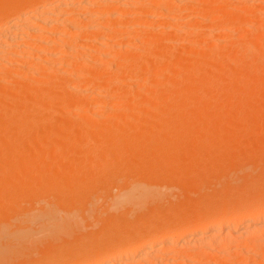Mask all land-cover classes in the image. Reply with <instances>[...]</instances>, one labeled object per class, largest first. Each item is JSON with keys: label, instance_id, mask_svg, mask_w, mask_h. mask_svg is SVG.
I'll use <instances>...</instances> for the list:
<instances>
[{"label": "bare ground", "instance_id": "6f19581e", "mask_svg": "<svg viewBox=\"0 0 264 264\" xmlns=\"http://www.w3.org/2000/svg\"><path fill=\"white\" fill-rule=\"evenodd\" d=\"M24 1L0 0V262L5 258V255L6 257L9 256H7V253L10 254L12 252L10 256H14V253L17 252V250H21V252H24L25 256L27 255V258L25 257L26 261L30 259H28V254L30 253L25 254L26 247L30 242L36 243L37 241H35L36 239L34 240V237L39 234L38 232L35 233L38 228H35L34 230V226L32 227L30 225L31 221H33L38 227L41 224L42 228H40V230H43L44 228V230L46 229L45 231H47V234L50 232L49 236H54L53 239L55 241L52 239L50 241L46 238L47 241H50L49 245L46 243L47 241L44 240L45 238L43 239V242L46 241L44 246L42 245V242H37L38 245L41 244L45 247H42V249L39 247L42 251H40L38 245L35 247V243L33 246L40 252L37 256L43 253L42 255L44 258H47L45 261L52 264L53 260H63L66 244L62 242L57 243L60 241V237L62 240L63 238L66 240L65 238H72L71 236L69 237V235H72L73 233V239L76 237L78 244H81L83 239H85L84 233L87 231L84 232L81 229L84 227L83 222H85L86 219L88 220L90 207L88 208L86 205V202H88L87 200L83 201L84 196L82 197V195L85 194H82L83 191L81 190L82 188H80L82 181L88 178L93 179L94 175H97V173L102 175V172H104L103 174L108 173L105 177L108 176L113 179V176L119 175L118 172L122 169L127 170L125 168L127 165L122 166L125 160L130 159L131 161L136 158L132 159L125 156V150L127 151L128 149L146 150L149 153V156H147L149 159L143 158L144 162L148 159L149 162L155 160L156 163H159V161L165 158L164 160H166L165 162L168 164H165L167 167L164 166L166 169L162 171L169 175V172L172 173V170L169 171L168 169L167 171L168 166L170 167V165L175 162L172 160H176V158L180 159L178 157L181 153L182 157L185 155L188 148V154L190 149L192 150L190 151V154L202 151L207 145L210 146L212 142L215 143V140L217 141L216 138L219 139V135L220 138L222 137V133H224L226 126V120H222L221 115L226 112L228 104H220V108L218 107L219 109L215 108L219 111L214 115L211 114V120H209L210 117L205 118L206 116H201L208 110L205 106L207 103H204L206 102L204 100L205 97L207 98V96H209V91L214 93L218 92L221 98H230L228 97L230 93L229 91L237 87L239 88L241 84H244L245 78L252 72L256 75L253 80L256 82H253L254 85H251L250 88L254 87V89H257L264 85V82H261L264 81V24L263 27L261 26L262 22L259 23L261 24L260 26H257L256 24L257 28L254 25V27H252V25L248 26L247 24L248 21L250 23L253 22L250 19L257 20L255 18L257 14L262 18L264 15L262 12L264 11L258 10L257 7L254 8L252 6L253 0L249 1L251 2V7L250 5H248L250 8L246 6L248 8H245L246 10L241 8V6L238 7L239 9L241 8V12L245 11L242 15H237L241 13L240 11L239 13H237V11L235 14L233 12L234 10L232 11L231 8L235 4H240L238 1L240 2L241 0H36L34 3H27V1ZM242 1H244L242 7L243 4L249 3L246 2L247 0ZM253 5L263 7L264 0H255ZM218 7L220 9H218ZM253 9L260 11L259 13L262 14L257 13L258 11L255 12ZM219 13L220 15L222 14V17L214 19V15H218ZM194 15L196 17L198 16L197 19L198 21L200 20L199 22H197L196 19V23L194 20H191V17H194ZM132 17L135 18L132 19ZM126 19L128 21H126ZM160 19L164 20L165 23L162 24L159 22ZM206 22L208 24H206ZM209 22L211 24H209ZM233 26L236 28L238 27V30L240 29L239 32L236 30V33L241 32V34H245L248 29L255 28L256 30H252L256 31V33L261 32V35L255 34L254 32L253 34L259 36L258 38H254L255 36L252 35L254 38H252L253 40L250 38L252 41L246 43L243 42L241 44L239 41V43L237 42L238 45L233 44L234 46L237 45L236 47H233L232 44L229 45L230 43H226L224 47H216L214 44V38H221V34L225 32V29H230ZM247 26L249 28H247ZM259 27L261 28L260 31H258V29H260ZM200 28H203L204 31ZM207 30L209 34H206ZM154 32L160 35H164L165 33L167 35L170 33L171 35V33H173L171 36L175 38H170L169 35V38L171 39L170 41H174L173 39L176 38L179 40L185 39V41L182 42V40H180L181 43L179 44L180 41L176 39L178 44L176 42H174V44L167 39V42L165 43H168L169 41L170 45L169 43L165 44L164 42L155 44L153 40ZM200 32L202 34L205 33L204 36H207L204 37L202 35L201 37H197ZM174 33L175 36H173ZM180 33L184 38H179ZM176 34L179 35V37H177ZM127 41L139 45L133 50L132 47L126 46L129 45L127 44ZM226 45H228L229 48ZM174 48H179L177 50L179 51L178 54L192 52L191 58L193 57L194 59L192 58L187 62L183 61L184 64L181 63L178 58L179 55H176L173 52ZM131 50H133L134 53H132L133 51L131 52ZM92 53L97 54L95 57L99 60L95 61L93 58V61L96 63H99L100 60H109V63L107 61L105 63L104 61V64L102 63L99 65V63L97 64L98 66L94 65L96 64L95 62H89L92 60V56H90V59H87L89 58V54L92 55ZM216 54L222 55L225 59L221 57L220 59L219 55ZM240 54L241 56L242 54H246L249 60L246 58V55L240 57ZM194 56H196V58L197 56H200L198 57L199 60ZM244 57L248 60L247 62L245 61V64H233V61H239V59L243 62L242 60L245 59ZM137 61H139V63H137ZM107 63L109 65H107ZM236 64L239 65L236 67L234 66ZM102 65L107 69L106 71L101 67ZM104 65L108 67L106 68ZM240 65L242 66L238 67ZM97 67H99L100 73H102L101 70H103V72L105 71L103 75H96L97 73H95V69L96 72H98ZM60 72L62 74L64 73V77L58 76L59 74L61 75ZM227 73L228 76L231 75V77H233L230 78L229 82L225 81L227 84L224 82L223 85H225L220 87L219 82L220 80H224V77L222 76L227 75ZM133 75L136 77L135 79L138 78L140 80H136L135 82L128 81L130 83H127L126 85L122 83L125 88L131 87L126 89V91L125 89H119L121 86L119 81L127 82V78L129 76L131 78ZM65 77H68V80L65 79ZM161 78H169L170 81L169 85H167L168 90L165 89L166 87L164 86L168 82L163 81V83H165L162 85L165 87L163 91L166 93L167 90L168 93L162 98L160 97L161 94L159 96L154 95L156 94L154 93L156 87L158 88V86H160L161 88ZM249 80L245 81L248 82ZM249 82L250 84L252 83L251 81ZM135 83H138V87L134 85L127 86ZM244 86L246 85L244 84ZM206 88H211L212 90L210 89L208 95L204 96L202 93L206 91ZM238 88L236 90H239ZM250 88L248 89L250 90ZM112 89L114 90L113 92H115V95H113ZM261 89L263 90V88ZM122 90L124 92H122ZM135 90H138V92ZM233 92L235 91L233 90ZM147 93H152L151 95H154L152 96V99L149 97L150 94L147 95ZM247 93H245V95ZM103 94L106 96L108 95V100L104 99L106 96L103 98L105 101H103L102 98H99ZM242 95L244 96V93ZM230 96L232 99L233 96ZM216 97L218 96L216 95ZM173 99H179L178 101L182 99V102L174 100L172 105L171 101ZM137 100L143 103L137 105L139 103L137 102L136 104ZM118 101L120 106L115 107L116 104L114 103H118ZM168 101L170 102V105ZM249 102L251 103V101ZM73 104L77 105L79 109L77 110L78 107H75ZM70 105H73L72 109H70ZM74 107L77 110V112L75 110L76 113L71 112ZM107 108L108 110L116 109V112H114L115 114L112 111L109 112L113 114H108L109 112H107ZM247 109L248 107H246V110ZM250 109H252V107ZM79 110L81 114L83 113L81 117L79 115L80 113L78 114L79 117H77L78 115H74L77 114ZM118 111H120V113H118ZM145 113L154 117L151 125H149L150 127L146 128L145 132L141 130L138 131V128H136V131L132 130L133 132H130L129 130L131 129H128L127 125L133 124L132 118L136 119ZM93 115L99 117L94 118ZM260 116H262V114H260ZM74 117L75 121L73 120ZM76 117L80 119H77ZM81 118L84 119L86 127H84V124L82 126ZM78 120L80 123H78ZM129 120L131 121L130 123ZM84 121L82 123H84ZM262 122L260 125H262ZM133 127L135 129L134 125ZM141 127L142 126L140 125L139 128ZM255 130H258V128ZM66 131H68L69 134ZM258 133H260V131ZM256 136L257 135L255 134V137ZM223 144H226V142H223ZM228 144H230V142ZM195 147L198 149H195ZM2 157H7L8 159L4 160ZM160 157L161 160L158 159ZM123 158L124 160H122ZM246 158L251 159V156ZM43 159H47V161L49 159L51 161L60 160V162L65 161V163L56 166L54 164L55 162H52V164H48L47 162L43 163ZM249 159H247V161ZM68 160H73V163H68ZM119 161H121V167ZM130 161L126 160V163L129 162L130 165ZM137 162H135L137 165L141 163V161ZM248 162H250V160ZM145 163L144 165L146 166L148 164L150 166L154 164L153 162L150 164L148 161ZM163 164H159L160 169H162L161 167ZM174 164L177 165L178 163ZM183 166L188 167L189 165L186 164ZM183 166L181 165V167ZM198 166L199 165L195 167L198 168ZM224 166L226 165L224 164ZM118 167L119 169L117 170ZM144 167L145 166H143V168ZM195 167L193 166V170ZM43 168L45 170H49L48 168H50L54 172V175L51 173L53 177H47V173L46 178L42 176L44 179H41L39 173ZM153 168L154 165L148 171H146L147 169L145 170V168L143 169L144 172H142V174L146 173V180H141V182L138 183L135 178V184L132 183V185L128 184V186H122L123 188L121 187L122 189L120 188L121 190H118L121 192L113 200L114 202L112 201L113 204H111V207L109 206V210L114 214H124V212L126 213L128 211L126 213L128 216L129 211L132 210L131 213H133V217H131L130 214L131 218H127L125 221H120L122 224L125 222L128 226L132 227L136 224H140V221L144 220V218L139 216L135 219V214L139 211L144 212L147 208L146 205L149 202L153 203L154 199H156L153 190V182L157 179L158 175H156V172L159 169L156 171V168ZM128 169H130V167ZM186 169V171H183L185 169L181 170L179 166L178 170L181 172L177 174L175 173L177 179L181 176L182 172H185L183 174H186L187 176L188 168ZM208 170L209 169H207V171ZM228 170L231 171L230 169ZM135 171L137 172L138 170ZM254 171L257 172V168ZM164 172H162V174ZM189 172L192 173L193 171H188V174L191 175ZM231 172L233 173L234 171ZM239 172L240 171H238V173ZM45 173L42 172L41 175H46ZM139 173L141 174V170ZM246 173V178L245 176V179L242 178L244 182L242 180L239 184L245 183V180L248 177V173ZM75 174L78 175L75 176ZM111 174L113 176H109ZM152 174L156 177H152L154 180L151 181ZM160 174L161 173L159 172V175ZM173 174L174 172L172 173V176ZM178 174L180 176H178ZM237 174L235 173L236 176ZM250 174L252 176L254 175L252 170L249 175ZM258 174L256 176H258ZM142 176L145 177V175ZM166 176L162 175V177ZM183 176L181 177L183 178ZM256 176H254V178ZM96 177H94V179H96ZM162 177L160 176V179H166ZM181 177L180 179L182 181ZM249 178H251V176ZM222 181H224L223 178ZM126 183L127 182H125V184ZM237 183L238 180L233 185H236ZM220 184L222 183L220 182ZM208 188L209 187L207 186V189ZM163 189L168 190L167 188ZM232 189H234V187ZM198 191L199 190H197L196 193ZM101 192H103V190ZM158 192L160 193L159 190ZM263 192L257 194L259 195ZM167 193L169 194V192ZM209 193L210 192H208V194ZM52 195H55L56 199H58V205L64 203V205L66 204L73 208H68L66 210V217H64L65 214L58 216V213L54 211L56 208L51 206V209H47L48 207L45 208L44 204H42V201L48 200L50 197L52 200L56 201L55 197ZM198 196L199 193L197 194V198ZM252 196H254L253 199H255V194ZM39 197L44 199L41 201L42 203H39V208H42L34 209L36 207L34 206L32 210L33 204L30 205L29 203L36 202ZM186 198H188V196ZM183 199L182 201L185 200ZM193 199L195 200V197ZM193 199L191 200L193 201ZM188 200L189 198L187 201ZM169 202L170 201H168V204ZM175 203L177 205L178 202ZM28 204L30 207L32 206L31 209L28 207ZM109 204L110 202H108V205ZM150 204L149 206H152V204ZM58 205L56 207H59ZM94 205L96 206L95 202ZM176 205H174V207ZM181 206L182 205H180V208ZM128 207H130V210L127 209ZM156 207L154 208L155 210H157ZM107 209L108 208H106V210ZM151 209L153 208L149 207V210L147 208L149 212H145L147 214L152 213V211H150ZM167 210L165 209L161 212H166ZM135 211L137 212L135 213ZM146 213H144V215ZM178 213L179 212L176 214ZM158 214L159 213H157V215ZM203 214L199 218L200 220L204 217ZM209 214L207 217L208 220L211 219L209 224H207L208 220L202 222L205 221L204 219L195 227L193 226L194 229L193 227L191 228L190 224L184 225V223L189 221L188 219L183 221V224L181 225L177 223V221L180 223L183 216L181 217L182 219L176 221L169 215L172 219V226L170 225L171 223H169V228L166 226V230L164 229L165 223L167 222H163L162 225L164 227L162 225L161 227L160 225H153L154 223L150 225L149 221L148 226H146V228L142 227L141 230V225H147V220L145 219L146 222L144 221L145 223L143 222V224H140L139 226L140 230L139 227H137L138 233L131 232L128 234H116V236H121L128 241L124 246L120 244L122 246L121 248L107 245V252H105V255L103 254L104 252H102L103 250H101V252L97 251V253L91 252L92 255L89 251V254H84V256L88 255L87 257L85 256L86 258L82 255L83 249L78 248L77 250L73 249V255H75L76 258H79L82 255L83 260L91 257L87 261L84 260L85 262L81 259L83 263H80L81 260L77 259L79 264H264V196L259 197L253 205L246 209H241V207L233 205L232 208L220 211L221 215L217 218L214 217L215 219H212L213 216L212 218H209ZM94 217L97 219L98 216ZM179 217L174 219H178ZM194 217H196V215L192 218ZM109 219L110 218H108V221ZM148 219L150 220L152 218L149 217ZM195 220L197 222V219ZM18 221L21 222V224L18 223ZM113 222L114 220L112 223ZM13 223L18 227H15ZM175 223H177V229L170 230V227L173 229L175 228ZM205 223L207 225H205ZM9 224H12L10 227H15V229L8 228ZM182 225L183 227H181ZM187 225L190 226L191 229L189 228L185 230V228L188 227ZM84 228L87 229L88 227L86 228L85 225ZM167 229H169V231ZM135 231H137V229H135ZM76 234L78 238L75 236ZM56 239L59 240L56 242ZM53 242L55 243L53 244ZM23 247H25V250H23ZM15 249L16 251L13 253ZM27 249V251H29L28 247ZM152 252L156 253L152 254ZM106 253L108 255H106ZM95 254H98V256H95ZM151 254L153 255L151 256L152 258L149 257ZM99 255H102V257L100 258ZM17 256L18 259L17 257L15 259V256L12 257L15 259L14 262L16 263L20 258L19 256H22L20 259L24 258L22 253L21 255L19 253ZM43 256L39 257L41 258ZM94 256L97 257V259H95ZM12 258L10 257V259ZM13 259L11 260V263H13ZM4 260L7 261L5 263L10 262L9 259ZM29 262L30 260L27 264ZM31 262L34 261L31 260ZM63 264L66 263L63 261ZM71 264H73V262Z\"/></svg>", "mask_w": 264, "mask_h": 264}, {"label": "rangeland", "instance_id": "374dc122", "mask_svg": "<svg viewBox=\"0 0 264 264\" xmlns=\"http://www.w3.org/2000/svg\"><path fill=\"white\" fill-rule=\"evenodd\" d=\"M21 1H24V0H21ZM27 1V3H34L36 0H26ZM26 1H24V2H26ZM242 1V0H241ZM239 2L238 1V3H240V4H235V1H234V4L235 5H233L231 8H232V11L236 14V12L237 13H239V11L241 12V8H243L244 10H246V9H248L247 7H249L248 5H250L251 4V2H249V1H252V0H247L246 2L248 3V4H243V7H242V3L244 2V1H242V2ZM254 1L255 0H253V2H252V6L255 8V7H257L258 8V10H261V11H264V6L263 7H258V5H253V3H254ZM196 2V1H195ZM237 2V1H236ZM188 5H190V4H188ZM262 5V4H261ZM241 6V8L239 9L238 7H240ZM247 6V7H246ZM220 7V6H219ZM218 7V9H220ZM250 7H251V5H250ZM249 7V8H250ZM246 8V9H245ZM260 8V9H259ZM255 12H257L258 10H255V9H253ZM245 11H242L240 14H237V15H242V13H244ZM260 11H258L257 13H259ZM263 14H264V12H262ZM262 13H259V14H262ZM258 15V14H257ZM255 16V18L257 19V20H255V19H250L251 21H253V22H247V24H248V26L250 25H252V27H256L257 28V26H260L261 24H259L260 22H262V27H263V24H264V15H263V17L262 18H260V16L258 15V16ZM194 17H196L195 15H194ZM193 16L191 17V18H189V19H191V20H194L195 21V19H196V21L197 22H199L198 21V16L196 17V18H194ZM219 17H222V14L220 15V13L217 15H214V19L215 18H219ZM135 18V17H134ZM133 17H132V19H134ZM130 19V18H129ZM213 20V19H212ZM261 20V21H260ZM126 21H128L127 19H126ZM193 21V22H194ZM196 21H195V23H196ZM258 21V22H257ZM159 22H161L162 24H164L165 23V21L164 20H161L160 19V21ZM206 24H208L207 22H206ZM209 24H211L210 22H209ZM246 24V25H247ZM256 24H257V26H256ZM254 25V26H253ZM206 26V25H205ZM207 26H209V25H207ZM247 26V28H249ZM238 28V27H237ZM235 26H233V27H231L230 29L228 28V29H225V32L224 33H222L221 34V38H217V37H215L214 38V44H215V46L217 47H219V46H222V47H224V45L226 44V43H230L229 45H233V44H237V42L239 43V41H240V44L241 43H246V42H248V41H252L254 38H258L259 36H256L255 34H259V35H261L260 33L261 32H259V33H256V31H254V30H252V29H255V28H250V30L248 29V31L247 32H245V34L244 33H242L241 34V32L240 33H236V30H238ZM260 28V27H259ZM264 28V27H263ZM201 30L203 29V28H200ZM199 29V30H200ZM204 29H205V27H204ZM204 29H203V31H204ZM207 29V28H206ZM200 30V31H201ZM230 31V32H228V31ZM233 30V31H232ZM256 30V29H255ZM261 30V28L260 29H258V31H260ZM240 31V29L238 30V32ZM250 31H252V32H250ZM257 31V32H258ZM263 31V30H262ZM206 32V31H205ZM207 32H208V30H207ZM206 32V34H209V32L207 33ZM233 32H235V33H233ZM255 32V34H253ZM155 33V34H154ZM153 33V35H154V43L156 44H160V43H162V42H167V39H169V41L171 40L170 38L172 37L171 35L173 34V33H171V35H170V33H168V35L165 33L164 35L163 34H156V32H154ZM201 33V32H200ZM200 33H199V36H197V37H201L202 35L204 36V34H202L201 33V35H200ZM227 33H229V34H227ZM227 34V35H226ZM165 35H167V36H165ZM169 35H170V38H169ZM179 35H180V37H179ZM179 35H177L176 34V36L177 37H179V38H184L183 37V35H181V33L179 34ZM255 36L254 38H253V36ZM173 36H175V33H174V35ZM207 36V35H206ZM206 36H204V37H206ZM234 38H233V37ZM172 38H175V37H172ZM244 38V39H243ZM249 38V39H248ZM252 40H251V39ZM178 41H180V40H182V42L183 41H185V39L183 40V39H178V38H176ZM176 39H173L174 41H170V42H176L177 43V40ZM240 39V40H239ZM217 40V41H216ZM169 41H168V43H169ZM168 43H165V44H168ZM181 43V41L179 42V44ZM127 44H129V45H126L127 47L128 46H130V47H132L133 48V50H134V48L136 47H138V45L139 44H134V43H131V42H128L127 41ZM175 44V43H174ZM178 44V43H177ZM135 45V46H134ZM169 45H170V43H169ZM238 45V44H237ZM236 45V46H237ZM227 47H228V45H226ZM225 46V47H226ZM236 46H234L233 45V47H236ZM180 47V46H179ZM132 48H130V49H132ZM176 48V47H175ZM174 48V50H173V52H174V54H176V55H179V59H180V62L181 63H183L184 64V62L183 61H185V62H187L188 60H191L192 58H191V56H192V52H187V53H184V54H178L179 53V51H177L178 49H175ZM182 48V47H181ZM180 48V49H181ZM229 48V47H228ZM231 48H232V46H231ZM139 49V48H138ZM137 49V50H138ZM133 50H131V52L133 51ZM130 51V50H129ZM135 52H136V49H135ZM132 53H134V51L132 52ZM216 55H219V54H216ZM244 55H246V54H242V56H241V54L239 55L240 57H243ZM90 56H92V58L90 57ZM94 56V57H93ZM95 56H97V54H95V53H92V55H90L89 54V58H87V59H92V60H88L89 62H95V61H98L99 59L98 58H96ZM239 56H237V57H239ZM195 58H196V56H194ZM198 57H200V56H197V60H199V58ZM216 57V56H215ZM223 58L222 57V55H219V58ZM237 57H236V59H237ZM93 58L95 59V61H93ZM220 58V59H221ZM245 58V57H244ZM246 58L248 59V57H247V55H246ZM243 59L242 61L243 62H241L240 60L241 59H239V61H233V64H235V63H244L245 64V61L247 62L248 60L247 59ZM187 59V60H186ZM194 59V58H193ZM218 59V58H217ZM223 59H225V58H223ZM219 60V59H218ZM104 61L105 60H100V64L99 63H96V64H94V65H97V64H99V65H101L102 63L104 64ZM107 61V60H106ZM106 61H105V63H106ZM108 63H109V60L107 61ZM107 63V65H109ZM137 63H139V61H137ZM160 63H162V62H160ZM163 64V63H162ZM243 64V65H244ZM237 65H239V64H236V65H234V66H236L237 67ZM98 66V65H97ZM105 66V65H104ZM242 65H240V66H238V67H241ZM96 67V66H95ZM100 67V66H99ZM99 67H97L98 69H97V71L99 72L100 71V69H99ZM105 71L107 70V69H105L104 67H103V65L101 66ZM106 67V66H105ZM108 67V66H107ZM106 67V68H107ZM158 67V66H157ZM235 67V68H236ZM101 68V69H102ZM104 71V72H105ZM98 72H96V69H95V73H97L96 75H103L104 74V72H103V70H101V72L102 73H100L99 72V74H98ZM251 72V71H250ZM59 73V72H58ZM61 73V72H60ZM64 74V73H63ZM62 73H61V75L59 74L58 76H60V77H64V75H63ZM231 74V73H230ZM248 74V73H247ZM63 75V76H62ZM66 76V75H65ZM230 76V77H229ZM228 76V73H227V75H223L222 77H224V80H220V82H219V86L220 87H222V86H224L225 84H227L226 82H229L230 81V78H232L231 77V75H229ZM251 76V77H250ZM255 76L256 75H254V73L252 72V73H250V74H248V77H246L245 78V80L247 81V80H249V79H252V80H249V81H251L252 83L254 82H256V81H253L254 79H255ZM229 77V78H228ZM250 77V78H249ZM68 78V77H67ZM66 77H65V79H67ZM130 78V76L126 79L127 80V82H120L119 81V83L121 84V86H123V87H121L120 86V88L119 89H125V91H126V89H129V88H131V87H124V85H126L127 83H130V82H128V81H136V80H140V79H135L136 77H134V75L133 76H131V78H133V79H129ZM162 80L160 81V83H161V88H160V86H158V88L156 87V91H154V93H156V94H154L155 96H159L160 94V97L162 98V97H165L166 96V93H168V89H167V85H169V78H161ZM165 79H166V81H165ZM68 80V79H67ZM244 80V84L246 85V86H244V84H241L240 86H239V90H236L237 88H235V89H232V90H230L229 92V96L228 97H230V98H228V99H226V98H221L220 96H219V94H218V92H210L209 90L211 89H208V88H206V91H207V93H206V91H204L202 94H204V96H206V95H208V91H209V96H207V98L205 97V100L204 101H206V102H204V103H207V104H205V106L208 108V110L206 111V109H205V113L203 114V115H201L202 117H205V118H209L210 117V115L212 114V115H214V114H216L219 110H216L218 107H219V105L220 104H228L227 105V110H226V112H224L223 113V115L225 116H223V115H221V118H222V120H226L225 121V123H226V126H225V130H224V133H222L223 135H222V137L220 138V135L218 136L219 137V139L218 138H216L217 139V141L215 140V143H213L212 142V144H210V146L209 145H207L205 148H203L204 150H202V151H199V152H201V153H199L198 151V154H197V152H193V154L191 153L190 154V151H192L191 149L189 150V154L191 155H189L188 154V149L186 150V153H185V155H183L182 157H181V155H182V153L180 154V156L178 157V158H180V159H177L176 158V160H172V161H175V162H173L172 164L171 163H169V164H171L170 165V167L168 166V168H167V171H168V169H169V171H171L172 170V173L174 172V174L176 173H180L181 171L180 170H178L179 169V166H180V169L181 170H183V169H185V170H183V171H186L187 169L186 168H188V171H193L192 173L191 172H189L191 175H189L188 174V171H187V176H186V174L184 175L183 173H185V172H182V174L184 175H182L181 174V176H183V178L178 174V176H180L181 178H182V181H181V179H180V177L177 179V175L175 174H173V176H172V173L171 172H169L170 174H171V177H170V174L168 175V174H166L164 171H162V170H164V169H166L165 167H167V166H165V164H166V160H161V157L160 158H158V159H160L161 161H159V163H158V165H157V163L155 162V160L153 161L152 160V162L154 163V164H152V162H149V158L147 157V156H149L148 154V152L146 151V150H134V149H128L127 151L125 150V152H126V157L127 158H135L134 160H131L130 161V159H126L127 161H130V165H129V162H127L126 163V160H125V162L123 163V165L120 163L121 161H119V163H120V167H121V165L122 166H126L125 168L127 169V170H125V169H122L120 172H118V174L119 175H115V176H113L114 175V173H113V175L111 174V175H109V176H113L112 178L113 179H111L110 177H105V175H108V173H106V174H103L104 172H102L101 174L102 175H100V173L98 174L97 173V175L95 174L94 175V177H96V179H94V177H93V179H86V180H84V181H82V183L80 184V188H82L81 190L83 191L82 192V194H85V195H82V197L84 198L83 199V201H85V200H87L88 202H86V205L88 206V208L90 207V209H89V216H88V220L86 219V221L85 222H83V226L85 227V225H86V228L88 229H85L84 227L81 229V230H83L84 232H86V233H84V236H85V239H83V242L81 243V244H78L77 243V240H76V237H74V239H73V233H72V235H69V237L71 236L72 238H65L66 240H67V243H66V240H64V238H63V240H64V242H63V240L61 239V237L60 236H58V237H60V241H58L57 242V240H59V239H56V242L57 243H65L66 245H65V252H64V256H63V260H59V261H55V260H53L52 262V264H63V261H64V263H68V261H69V263L68 264H71L72 262H73V264H76V263H78L79 264V261L77 260V259H79V260H81L83 257H85L84 256V254H89V251H90V254L92 255V253L91 252H95V253H97V251H100L101 252V250H103L102 252H104L103 254L105 255V252H107L106 251V248H107V245H111V246H115V247H118V248H121L122 246L120 245V244H122L123 246L124 245H126V242L128 243V241L126 240V239H123L121 236H116V234H118V233H121V234H128V233H131V232H137L138 233V228L137 227H139L140 226V224H143V222L145 221L146 222V220H147V225H145V226H143V225H141L140 227H141V230H142V227L143 228H146V226H148V221L150 222V225H152L153 223V225H162L163 224V222L165 223V222H167L168 223V225H167V223H165V229L164 230H166V226H167V228H169V223H171L170 225L172 226V219L171 218H173V220H180V219H185V220H180V223L177 221V223L178 224H183L182 222L183 221H186L187 219L189 220V221H187V223H184V225H186V224H190V226H191V228L194 226H196L198 223H200L202 220H204L205 219V221H202V222H206V220H208V214L209 213H211V214H209V218H212V216H213V218L212 219H215V218H217V217H219V215H221L220 214V211H222L223 209H229V208H232L233 207V205L234 206H239V207H241V209H246L247 207H249V206H251V205H253L254 204V202L257 200V199H259V197H261V196H264L263 194H264V192H263V190H264V85L263 86H261V87H259V88H257V87H255V88H257V89H254V87H251L250 88V86L252 85H254V83L252 84H250V82L248 81V82H246ZM124 81V80H123ZM163 81L164 82H168V83H166V85H164V86H162L163 84H165V83H163ZM221 81H223V82H221ZM226 81V82H225ZM140 82V81H139ZM138 82V83H139ZM225 82V84L223 85V83ZM261 82H264V81H261ZM124 85H123V84ZM138 83L135 85V84H129V85H127V86H132V85H134V86H136V87H138ZM248 83V84H247ZM222 84V85H221ZM260 84V83H259ZM262 85V84H261ZM118 86V85H117ZM248 86V87H247ZM119 87V86H118ZM117 87V88H118ZM163 87V88H162ZM164 88L165 89H167L166 90V93H165V91H163L164 90ZM242 90H241V89ZM244 88V89H243ZM248 88H250V90H253V91H250ZM261 88H263V90L261 89ZM115 89V88H114ZM162 89V90H161ZM208 89V90H207ZM116 90V89H115ZM212 90V89H211ZM233 90L235 91V92H233ZM255 90V91H254ZM262 90V91H261ZM114 90L112 89V92H113ZM136 92H138V90H135ZM163 91V92H162ZM214 91V90H213ZM257 91H261V92H257ZM111 92V93H112ZM122 92H124L123 90H122ZM244 93V96L242 95L243 93ZM248 92V93H247ZM214 93V94H213ZM245 93H247L246 95H245ZM255 93H256V96L257 95H259V96H255ZM261 93H263V94H261ZM138 94V93H137ZM150 94V95H149ZM152 93H147V95H149V97H150V99H152V96H154V95H151ZM249 94V95H248ZM112 95V94H111ZM113 95H115V92H113ZM112 95V96H113ZM146 95V96H147ZM162 95H164V96H162ZM215 95V96H214ZM216 95L218 96V97H216ZM230 95H232L233 96V98L231 99V96ZM241 96V98H240V96ZM104 96H106L105 94H103V95H101V97H99V98H102V100L103 101H105V100H108V95L104 98ZM236 96V97H235ZM109 97H111V96H109ZM149 97H147V98H149ZM255 97V98H254ZM105 100H104V99ZM154 98V97H153ZM244 98V99H243ZM248 98H249V100H248ZM257 98V99H256ZM140 99V98H139ZM224 99V100H223ZM247 99V100H246ZM252 99V100H251ZM101 100V99H100ZM141 100V99H140ZM174 100L176 101H178L179 99H173L172 101L171 100H169V101H171L172 102V105H173V102H174ZM168 101V103H169V105H170V102ZM249 101H251V103L249 102ZM252 101H253V103H252ZM114 102H117V101H114ZM137 102H139L138 100L136 101V104H137ZM178 102H182V99L180 100V101H178ZM177 102V103H178ZM135 103V102H134ZM140 103H143V102H139L137 105H140ZM176 103V104H177ZM260 103V104H259ZM114 104H118L117 106L115 105V107H119L120 105H119V101H118V103H114ZM213 104V105H212ZM253 104V105H252ZM74 105V104H73ZM72 105V106H73ZM175 105V104H174ZM211 107H210V106ZM217 105V106H216ZM234 105V106H233ZM237 105V106H236ZM251 105V106H250ZM72 106L70 105V109H72ZM75 107H78L77 105H74ZM134 106H136V105H134ZM142 106H143V104H142ZM215 106V107H214ZM230 108H229V107ZM236 106V107H235ZM240 106V107H239ZM262 106V107H261ZM74 107V108H75ZM209 107H210V109H209ZM213 107V108H212ZM235 107V108H234ZM246 107H248V109L246 110ZM252 107V109H250ZM259 107V108H258ZM73 108V111L71 110V112H75V110H76V108L74 109ZM216 108V109H215ZM220 108V107H219ZM218 108V109H219ZM229 108V109H228ZM236 108H237V111H236ZM257 108V109H256ZM262 108H263V110H262ZM79 109V107L77 108V110ZM112 109V108H111ZM261 109V110H260ZM69 110V109H68ZM77 110H76V112H77ZM107 110H108V108H107ZM114 110V111H113ZM113 110H108L107 112H109V111H112L113 113L114 112H116L115 110L116 109H113ZM240 112H239V111ZM247 112H246V111ZM260 110V111H259ZM75 112V113H76ZM122 112V111H121ZM124 112V111H123ZM125 112H127V111H125ZM246 112V113H245ZM249 112V113H248ZM80 113V110H79V112L77 113V114H74V115H78ZM98 113H100V112H98ZM98 113H97V115H98ZM113 113H111V112H109L108 114H113ZM118 113H120V111H118ZM228 113V114H227ZM234 113V114H233ZM240 113V114H239ZM242 113V114H241ZM244 113V114H243ZM254 113V114H253ZM71 114V113H70ZM83 114V113H82ZM82 114L80 113L79 115H80V117L82 116ZM100 114H102V113H100ZM115 114V113H114ZM252 114H253V116H252ZM260 114H262V116H260ZM73 115V114H72ZM79 115L77 116V117H79ZM147 115V116H146ZM208 115V116H207ZM239 115V116H238ZM71 116V115H70ZM101 116V115H100ZM235 118H234V117ZM258 118H257V117ZM73 117V116H72ZM71 117V118H72ZM76 117V118H77ZM93 117L94 118H98V117H95V115H93ZM217 117H218V115H217ZM220 117V116H219ZM251 117V118H250ZM231 118V119H230ZM236 118H238V119H236ZM246 118H248V119H246ZM75 119V117L73 118V120ZM77 119H80V118H77ZM76 119V120H77ZM82 119V121H81V124H82V126H83V124H84V127H86V123H85V121H84V119L83 118H81ZM129 119V118H128ZM133 119V120H132ZM131 120H132V125H130V124H128L127 125V127H128V129H131V130H129L130 132H133V131H136V128H138L137 130L138 131H143V132H145V130H146V128H148V127H150L149 125H151V122L153 121V119H154V117L151 115L150 116V114H148V113H145V114H142L140 117H138V118H132ZM144 119V120H143ZM230 119V120H229ZM251 119V120H250ZM254 119H255V121H254ZM206 120V119H205ZM209 120H211V117L209 118ZM221 120V119H220ZM234 120H235V122H237V123H235L234 122ZM237 120V121H236ZM75 121V120H74ZM84 121V123H82ZM258 121V122H257ZM263 121V122H262ZM131 121L129 120V123H130ZM261 122H262V125H260L261 124ZM78 123H80V121L78 120ZM142 123V124H141ZM258 123V124H257ZM146 124H148V125H146ZM133 125L135 126V129H134V127H133ZM140 125L142 126L141 128H139L140 127ZM259 125V126H258ZM130 126V127H129ZM229 126V127H228ZM257 126V127H256ZM261 126V127H260ZM131 127H133V128H131ZM254 127H256V128H254ZM258 128V130H255V129H257ZM144 129V130H143ZM249 129H251V130H249ZM260 129V130H259ZM262 129V130H261ZM133 130V131H132ZM240 130V131H239ZM256 132H255V131ZM69 131V130H68ZM66 131L68 134H69V132H71V131ZM223 131V130H222ZM250 131V132H249ZM260 131V133H258V132ZM232 133V134H231ZM249 133V134H248ZM253 133V134H252ZM231 136H230V135ZM251 134V135H250ZM255 134L257 135L256 137H255ZM234 135V136H233ZM248 135V136H247ZM253 135H254V137H253ZM222 139H224V140H226V141H224V140H222ZM228 139V140H227ZM248 139H249V141H248ZM221 141V143H220V141ZM246 140V141H245ZM256 140V141H255ZM225 143L226 142V144H223V142ZM237 141V142H236ZM230 142V144H228ZM247 142V143H246ZM221 144V145H220ZM223 144V145H222ZM233 144V145H232ZM248 144V145H247ZM250 144V145H249ZM230 145V146H229ZM245 145V146H244ZM232 146V147H231ZM224 149H223V148ZM247 147H248V149H247ZM194 148V147H193ZM192 148V149H193ZM197 147H195V149H196ZM227 148V149H226ZM198 149V148H197ZM230 151H229V150ZM233 149H234V151H233ZM236 149H237V151H236ZM200 150V149H199ZM211 150V151H210ZM219 150V151H218ZM227 150V151H226ZM243 150V151H242ZM263 150V151H262ZM205 151V152H204ZM240 151V152H239ZM262 151V152H261ZM147 152V153H146ZM217 152V153H216ZM236 152V153H235ZM238 152V153H237ZM144 153H145V156H144ZM220 153V154H219ZM234 153V154H233ZM259 153V154H258ZM184 154V153H183ZM257 156H256V155ZM238 155V156H237ZM250 157L251 156V159H249V158H246V157ZM142 157V158H141ZM4 160H6V159H8L7 157L5 158V157H2ZM145 158H148V159H146V161L145 162H147L148 161V163H150V164H152L151 166L149 165V167H148V165L146 166V165H144V159ZM241 158V159H240ZM246 158V159H245ZM255 158V159H254ZM1 159V158H0ZM136 159H138V160H136ZM139 159H141V160H139ZM158 159H157V161H158ZM182 159V160H181ZM212 159V160H211ZM216 159V160H215ZM245 159V160H244ZM247 159H249L250 160V162H248L247 161ZM50 160V159H49ZM49 160L47 161V159H43L42 160V162L43 163H45V162H47L48 164H52V162H55L54 164L57 166L58 164H64L65 163V161L63 162V161H61L60 162V160H56V161H51L50 160V162H49ZM122 160H124V158L122 159ZM136 160V161H135ZM211 160V161H210ZM231 160V161H230ZM233 160H236V161H233ZM2 161V160H1ZM58 161V162H57ZM72 161V162H71ZM137 162V161H141V163L140 164H143V165H137V163H139V162H137V163H135V162ZM151 161V160H150ZM163 161V162H162ZM230 161V162H229ZM63 162V163H62ZM68 163L70 162V163H73V160H68L67 161ZM143 162V163H142ZM165 162V163H164ZM179 162H180V165H179ZM187 162V163H186ZM234 164H232V163ZM245 162V163H244ZM163 164V166L161 167L162 169H160V165L159 164ZM174 163H178L177 165H175ZM193 163V164H192ZM206 163V164H205ZM226 165V166H224V164ZM244 163V164H243ZM125 164V165H124ZM135 164H136V166H135ZM145 164H147V163H145ZM168 164V163H167ZM166 164V165H167ZM173 164H174V166H173ZM189 165L188 167L186 166H183V165ZM195 164V165H194ZM201 164V165H200ZM215 164V165H214ZM219 164H221V165H219ZM237 164V165H236ZM129 165V166H128ZM134 165V166H133ZM153 165H154V168L153 169H155L156 171L158 170L161 174L159 175V172L157 171L156 173V175H158L159 176V179H160V176L162 177V175L163 176H166V177H162V178H166V179H158V176H157V179H155V181L153 182V190H154V192H155V196H156V199H154V201H153V203H151V202H149L147 205H146V207L148 208V210H149V207H151V208H153V209H151L150 211H152V213H149V214H147L149 211L147 210V208H146V210H144V212L143 211H139V212H137V211H135V213L137 212V214H135V219H137L139 216H141V217H143L144 218V220H141L140 221V224H136L134 227H132V226H128V224L127 223H125V222H123V224L120 222V221H125V219H129V218H131V217H133L132 215H133V213H131L132 212V210L131 211H129V215L127 216V212L125 213L124 212V214L122 213H120V212H118V213H120V214H114V213H112L109 209H110V207H111V204H113V200L119 195V193L121 192V191H118V190H121L123 187L122 186H128V184L130 185H132V183H136V181L139 183V182H141V180L143 181L144 179L146 180V173H143L142 174V172H144V168H145V170L146 171H148V170H150L152 167H153ZM157 165V166H156ZM181 165L184 167H181ZM197 165H199L198 166V168L197 167H195V166H197ZM231 166V168H233V169H231L230 168V166ZM234 167H233V166ZM236 165V166H235ZM239 165V166H238ZM258 165V166H257ZM263 165V166H262ZM142 166V167H141ZM143 166H145L144 168H143ZM165 166V167H164ZM193 166L196 168V170H195V168H194V170H193ZM223 166V167H222ZM227 166H229V167H227ZM244 166H245V170H244ZM130 167V169H128V168ZM132 167V168H131ZM135 167V168H134ZM146 167H148V168H146ZM203 167V168H202ZM208 167V168H207ZM222 167V168H221ZM259 167V168H258ZM122 168H124V167H122ZM140 168V169H139ZM183 168V169H182ZM227 170H226V169ZM238 168V169H237ZM241 168V169H240ZM257 168V172L256 171H254L255 169ZM49 170H45L44 168L42 169V170H44V171H40V173H39V176H40V178L41 179H44V178H46V176H47V173H48V176L47 177H53V175H54V172L50 169V168H48ZM119 169V167L117 168V170ZM152 169V170H153ZM178 171H177V170ZM190 169V170H189ZM207 169H209L208 171H207ZM214 169V170H213ZM228 169H230L231 171H236L235 173L237 174L238 173V171H240L238 174H237V176L235 175V173L233 172H231V171H229ZM132 172H131V171ZM135 170H138L139 172H140V170H141V174L137 171H134ZM176 172H175V171ZM224 170V171H223ZM251 170H252V173L254 174L253 176L250 174L249 175V173H251ZM164 172L163 174H162V172ZM202 171V172H201ZM263 171V172H262ZM45 173L46 175H41V173ZM131 174H130V173ZM150 172H152V171H150ZM200 172V173H199ZM209 172V173H208ZM231 174H230V173ZM243 174H242V173ZM248 173V177H247V179L245 180V183H242V184H239V183H241V181L243 180L242 178H244V176H245V178H246V175H245V173ZM255 172H256V175L258 174V176H256L255 175ZM53 175H52V174ZM116 173V172H115ZM135 173V174H134ZM139 173V174H138ZM153 173H154V171H153ZM208 173V174H207ZM229 175H228V174ZM246 173V174H247ZM262 173V174H261ZM137 174V175H136ZM148 174V173H147ZM151 174V173H150ZM243 176H242V175ZM78 174H75V176H77ZM130 175V176H129ZM141 175V176H140ZM142 175H145V177H143ZM193 175V176H192ZM224 175V176H223ZM241 175V176H240ZM261 175H263V176H261ZM44 178H43V177ZM122 176V177H121ZM140 176V177H139ZM155 176V175H154ZM153 176V174L151 175V181L152 180H154L152 177H154ZM174 176H176V177H174ZM229 176V177H228ZM251 176V178H249ZM254 176H256L255 178H254ZM260 176V177H259ZM132 177V178H131ZM148 177H150V176H148ZM156 177V176H155ZM203 177V178H202ZM220 177H221V179H220ZM227 177H228V179H227ZM238 177H239V179H240V182H239V179H238ZM120 178V179H119ZM136 178V181L134 180ZM142 178V179H141ZM169 178V179H168ZM216 179V180H214V179ZM222 178L224 179V181H222ZM232 178V179H231ZM244 178V179H245ZM248 178H249V180H248ZM127 179V180H126ZM130 179H132V180H130ZM149 179V178H148ZM172 179V180H171ZM174 179H177V180H174ZM203 179V180H202ZM220 179V180H219ZM234 179V180H233ZM251 179V180H250ZM122 180V181H121ZM125 180V181H124ZM150 180V179H149ZM156 180H158V181H156ZM166 180V181H165ZM169 180V181H168ZM179 180V181H178ZM237 180H238V183L236 184V185H233V184H235L236 182H237ZM248 180V181H247ZM93 183H92V182ZM103 181V182H102ZM130 181V182H129ZM148 181V180H147ZM173 181V182H172ZM174 181H175V183H174ZM215 181V182H214ZM226 181V182H225ZM234 181V182H233ZM115 182V183H114ZM121 182V183H120ZM125 182H127L126 184H125ZM170 182V183H169ZM179 182V183H178ZM210 182V183H209ZM220 182L222 183V184H220ZM243 182H244V180H243ZM86 183V184H85ZM88 183V184H87ZM112 183V184H111ZM123 183V184H122ZM154 183H156V184H154ZM168 183V184H167ZM178 183V184H177ZM187 183V184H186ZM213 183H215V184H213ZM217 183V184H216ZM224 183V184H223ZM230 183H232V184H230ZM83 184V185H82ZM125 184V185H124ZM161 185V186H159V185ZM167 184V185H166ZM184 184V185H183ZM214 185V186H212V185ZM221 186H219V185ZM229 184V185H228ZM238 184H239V187H238ZM87 185V186H86ZM119 185V186H118ZM121 185V186H120ZM180 185H182V186H180ZM82 186V187H81ZM86 186V187H85ZM93 186V187H92ZM114 186V187H113ZM118 186V187H117ZM156 186V187H155ZM166 186V187H165ZM184 186V187H183ZM207 186L209 187L208 189H207ZM212 186V187H211ZM224 186H225V188H226V190H225V188H224ZM263 186V187H262ZM90 187V188H89ZM110 187V188H109ZM122 187V188H121ZM160 189H159V188ZM176 187V188H175ZM220 187V188H219ZM234 187V189H232ZM236 187V188H235ZM91 188H93V189H91ZM107 188V189H106ZM121 188V189H120ZM155 188V189H154ZM162 188V189H161ZM163 188H167L168 190H166V189H163ZM198 188V189H197ZM96 189V190H95ZM106 189V190H105ZM157 189V190H156ZM201 189H203V190H201ZM204 189H205V191H204ZM220 189V190H219ZM103 190V192H101ZM152 190V191H153ZM158 190L160 191V193L158 192ZM197 190H199L197 193H196V191ZM212 190V191H211ZM217 190V191H216ZM260 190V191H259ZM92 191V192H91ZM162 191V192H161ZM194 191V192H193ZM202 191V192H201ZM216 193H215V192ZM258 191V192H257ZM85 192V193H84ZM165 192V193H164ZM167 192H169V194L167 193ZM174 192V193H173ZM193 192V193H192ZM201 192V193H200ZM208 192H210L209 194H208ZM259 192H263V193H261V194H257V193H259ZM111 193V194H110ZM159 193V194H158ZM192 193V194H191ZM199 193V196H198V198H197V194ZM203 193V194H202ZM213 193V194H212ZM98 194V195H97ZM103 194V195H102ZM157 194V195H156ZM187 194H189V195H187ZM200 194H202V195H200ZM212 194V195H211ZM253 194H255V199H253L254 198V196H252ZM167 195V196H166ZM188 196V198H189V200L187 201V199L188 198H186L187 196ZM196 195V196H195ZM50 196V195H49ZM52 196H54L55 197V195H52ZM101 196V197H100ZM112 196H114V197H112ZM176 196V197H175ZM181 196V197H180ZM186 196V197H185ZM256 196H258V197H256ZM41 197V196H40ZM39 197V198H40ZM54 197H52V198H54ZM166 197H167V199H166ZM195 197V200L193 199V198ZM37 199L36 200V202H34V203H29L30 205L31 204H33L31 207H32V210H33V208H34V206H36L34 209H40V208H42V207H40L39 208V203L42 201V200H44V199ZM47 198H49V197H47ZM104 198V199H103ZM185 200H184V199ZM196 198H197V200H196ZM46 199V198H45ZM51 199V197L48 199V200H45V201H42L41 203L42 204H44V206H45V208H47V209H51V206L53 207V208H56L54 211H56L57 213H58V216H62L63 214H65V216L64 217H66L67 216V212H66V210L68 209V208H70V209H73L72 207H69V206H67L66 204L64 205V203H62V204H60V205H58V203H57V200L58 199H56V197H55V199H56V201H54V200H50ZM103 199V200H102ZM161 199V200H160ZM181 199V200H180ZM182 199L184 200V201H182ZM191 199H193V201L191 200ZM40 200V201H39ZM107 200V201H106ZM160 200V201H159ZM104 201V202H103ZM113 201V202H112ZM157 201V202H156ZM168 201H170L169 202V204H168ZM180 201V202H179ZM236 201V202H235ZM56 204H55V203ZM94 202H95V204H96V206L94 205ZM108 202H110V204L108 205ZM173 202V203H172ZM175 202H178L177 203V205H176V203ZM183 204H185V205H183ZM188 202V203H187ZM201 202H202V204H201ZM61 203V202H60ZM98 203V204H97ZM152 204V206H149V204ZM187 203V204H186ZM233 203V204H232ZM28 204V207H30V205ZM51 204V205H50ZM54 204V205H53ZM84 204H85V202H84ZM93 204V205H92ZM103 204V205H102ZM150 204V205H151ZM163 204V205H162ZM179 204V205H178ZM41 205V204H40ZM59 206V207H56V206ZM91 205V206H90ZM174 205H176L175 207H174ZM180 205H182L181 206V208H182V210H181V208H180ZM42 206V205H41ZM72 206H73V204H72ZM95 206V207H94ZM100 206H101V208H100ZM110 206V207H109ZM157 206V207H156ZM159 206V207H158ZM165 206H167V207H165ZM170 206H173V207H170ZM190 206V207H189ZM230 206V207H229ZM243 206V207H242ZM31 207H30V209H31ZM74 207H75V205H74ZM99 207V208H98ZM103 207V208H102ZM157 208V210H155L154 208ZM59 210H58V209ZM98 208V209H97ZM106 208H108L107 210H106ZM167 210V208H168V210L166 211V212H161V211H163V210H165V209ZM169 208H170V210H169ZM175 208V209H174ZM92 209V210H91ZM97 209V210H96ZM127 209H129L130 210V207H128ZM161 209V210H160ZM174 209V210H173ZM154 210V211H153ZM175 210H177V211H175ZM181 210V211H180ZM186 210V211H185ZM202 210V211H201ZM61 211V212H60ZM94 211V212H93ZM147 213H146V212ZM175 211V212H174ZM198 211V212H197ZM93 212V213H92ZM103 212V213H102ZM105 212H106V214H105ZM109 214H108V213ZM154 212V213H153ZM177 212H179L178 214H176ZM197 212V213H196ZM201 212H202V214H203V212H204V214H203V218H201L202 220H200L199 218L202 216V214H201ZM97 213V214H96ZM99 213H101V214H99ZM144 213H146L145 215H144ZM157 213H159L158 215H157ZM175 213V214H174ZM185 215H184V214ZM199 213V214H198ZM218 213V214H217ZM60 214V215H59ZM115 215V216H112V215ZM130 214H131V217H130ZM139 214V215H138ZM142 214H143V216H142ZM201 214V215H200ZM112 217H110V216ZM120 215H121V217H120ZM164 215H165V217H164ZM171 216V218H170V216ZM177 217H179L178 219H174V218H177ZM196 215V217H194V218H192L193 216H195ZM94 216H98L97 217V219H96V217H94ZM101 216H104V217H100ZM116 216H117V218H116ZM154 216V217H153ZM173 216V217H172ZM183 216V217H182ZM211 216V217H210ZM90 217V218H89ZM120 217V218H119ZM123 217H124V219H123ZM152 218V219H148V218ZM167 217H169V218H167ZM182 217V218H181ZM215 217V218H214ZM60 218H63V217H60ZM108 218H110L109 219V221H108ZM91 219V220H90ZM93 219V220H92ZM116 219V220H115ZM119 219H121V220H119ZM146 219V220H145ZM191 219V220H190ZM194 219V220H193ZM195 219H197V222H196V220ZM97 220V221H96ZM103 220V221H102ZM111 220V221H110ZM114 220V225H113V223H112V221ZM161 220H163V221H161ZM168 220V221H167ZM170 220V221H169ZM211 219H209L208 220V223L207 224H209V221H210ZM90 221V222H89ZM96 221V222H95ZM106 221H108V222H106ZM195 222V224H194V222ZM88 223V226H87V223ZM103 222V223H102ZM110 222V223H109ZM120 222V223H119ZM144 222V223H145ZM161 222V223H160ZM189 222V223H188ZM191 222H192V224H191ZM17 223V222H16ZM18 223H20L21 224V222H19L18 221ZM18 223H17V225H18ZM33 221H31V223H30V225L34 228V230H35V228H38L36 231H35V233H39L38 235H36L35 237H34V240L35 241H37V242H42V245L44 246V244H45V242L47 241V239L48 240H50L51 241V239L53 240V241H55L53 238H54V236L52 237V236H49V234H50V232H48V234L46 233L47 231H45L44 230V228H43V230H40V228H42V226H41V224H40V226L38 227V226H36L37 224H35L34 223V225H33ZM37 223V222H36ZM107 223H109V224H107ZM157 223V224H156ZM177 223H175V225H174V229L172 228V227H170V230H176L177 229V227H176V224ZM14 224V226H15V223H13ZM94 224V225H93ZM111 224V225H110ZM117 224V225H116ZM126 224V225H125ZM206 223H205V225H207ZM16 225V226H17ZM29 225V224H28ZM89 225H90V227H89ZM98 225V226H97ZM187 225V226H188ZM9 227L8 228H10V229H15V227H10V226H12V224L10 225H8ZM36 226V227H35ZM108 226V227H107ZM163 226V225H162ZM161 226V227H162ZM178 226V225H177ZM190 226H188L187 228H185V226H184V228H185V230H187V229H189L190 228ZM18 227V226H17ZM20 227V226H19ZM29 227V226H28ZM27 227V228H28ZM140 227H139V230H140ZM164 227V226H163ZM179 227V226H178ZM181 227H183V225L181 226ZM180 227V228H181ZM194 227H193V229H194ZM33 228H32V230H33ZM93 228H95V229H93ZM99 228V229H98ZM133 228V229H132ZM183 228V229H184ZM190 228V229H191ZM31 229V228H30ZM98 229V230H97ZM135 229H137V231H135ZM33 230V231H34ZM145 230V229H144ZM168 231H169V229H167ZM45 231V232H44ZM73 231V230H72ZM71 231V232H72ZM93 231V232H92ZM110 233H109V232ZM120 231V232H119ZM101 232V233H100ZM82 233V234H83ZM99 233H100V235H99ZM75 234V233H74ZM86 234V235H85ZM95 234V235H94ZM45 235H47V236H45ZM96 235H98V236H96ZM44 236V237H43ZM75 236H77V234L75 235ZM38 237V238H37ZM40 237V238H39ZM51 237V238H50ZM45 238V239H44ZM47 238V239H46ZM50 238V239H49ZM77 238H78V236H77ZM43 239L44 240H46L45 242H43ZM123 239V240H122ZM33 240V241H34ZM73 240V241H72ZM124 240H125V242H124ZM50 241H47L46 243H48V245L50 244L49 242ZM115 241H116V243H115ZM35 243V242H30V244L28 243V245H27V247L29 248V251H27L28 249H27V247H26V250H25V247H23L24 249L23 250H25V254L27 253H30V254H28V259L30 260V262L29 263H31V264H49L47 261H45V259H47V258H44V256L42 255V254H39L38 256H37V254L38 253H40L39 251H37L38 249L37 248H35L37 245H38V243ZM114 242V243H113ZM36 245H35V244ZM39 243V244H40ZM55 242H53V244H54ZM118 243V244H117ZM125 243V244H124ZM32 244V245H31ZM30 245V246H29ZM35 245V247H33ZM41 245V244H40ZM40 245H38V248L39 247H41V249H42V245L40 246ZM72 246V247H71ZM99 246V247H98ZM31 248H32V250H31ZM43 248H45V247H43ZM83 249L82 250V255H83V257H82V255L79 257V258H76L75 257V255H73L74 253H73V249L74 250H77V249ZM40 249V248H39ZM40 249V251H42ZM69 249H71V250H69ZM33 250H35V251H33ZM94 250H96V251H94ZM11 251V250H10ZM13 251V250H12ZM16 251V249L13 251V253ZM157 251V250H156ZM20 253V255H21V253L23 254V257L24 258H22V259H20L22 256H19L20 258H19V262L20 263H23V264H27V262L29 261V260H25L26 258H27V255L25 256L24 255V252L22 251L21 252V250L20 251H18L17 250V252H15L13 255L15 256V259H16V257H17V259H18V254ZM35 252H37V253H35ZM17 253V254H16ZM32 253V254H31ZM154 253H156V252H154ZM153 252H152V254H154ZM12 254V252L10 253V254H8L7 253V256L9 255H11ZM150 255L149 257H151V256H153V255ZM30 255V256H29ZM98 256V254H95V256ZM103 255V256H104ZM106 255H108L107 253H106ZM8 256V257H9ZM14 256H10L11 258L12 257H14ZM35 256V257H34ZM37 256V257H36ZM39 256H43V257H39ZM88 256V255H87ZM86 256V257H87ZM94 256V257H95ZM100 256V255H99ZM8 257H6V255H5V258L4 259H6V260H10V262L9 263H11V260L13 259H10V257L8 258ZM26 257V258H25ZM85 257V258H86ZM90 257V256H89ZM94 257H92V258H94ZM102 257V255L100 256V258ZM105 257V256H104ZM148 257V258H149ZM8 258V259H7ZM38 258V259H37ZM91 258V257H90ZM90 258H88V259H90ZM152 258V257H151ZM151 258H149V259H151ZM3 259V260H4ZM15 259H13V263L14 264H20L17 260V263L16 262H14L15 261ZM36 260V262H35V260ZM88 259H84L85 261H87ZM95 259H97V257H95ZM3 260H2V262H3ZM31 260L32 261H34V262H31ZM83 260V259H82ZM82 260H81V262L80 263H83V262H85L84 260H83V262H82ZM23 261V262H22ZM25 261V262H24ZM76 261V262H75ZM2 262H0V264H9V263H5V262H7V261H5L4 260V262L2 263ZM61 262V263H60ZM71 262V263H70ZM75 262V263H74ZM13 263H11V264H13ZM28 263V264H29Z\"/></svg>", "mask_w": 264, "mask_h": 264}]
</instances>
